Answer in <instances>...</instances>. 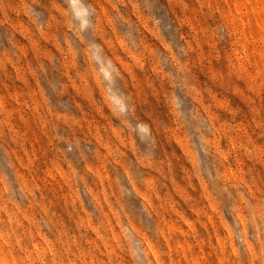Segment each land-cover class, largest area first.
I'll return each instance as SVG.
<instances>
[{
	"label": "rangeland",
	"instance_id": "1",
	"mask_svg": "<svg viewBox=\"0 0 264 264\" xmlns=\"http://www.w3.org/2000/svg\"><path fill=\"white\" fill-rule=\"evenodd\" d=\"M0 264H264V0H0Z\"/></svg>",
	"mask_w": 264,
	"mask_h": 264
}]
</instances>
